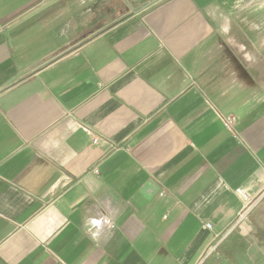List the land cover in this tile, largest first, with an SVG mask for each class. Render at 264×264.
<instances>
[{"label": "crops", "instance_id": "0c3cea01", "mask_svg": "<svg viewBox=\"0 0 264 264\" xmlns=\"http://www.w3.org/2000/svg\"><path fill=\"white\" fill-rule=\"evenodd\" d=\"M210 259L264 264V0H0V264Z\"/></svg>", "mask_w": 264, "mask_h": 264}, {"label": "trees", "instance_id": "16d2710c", "mask_svg": "<svg viewBox=\"0 0 264 264\" xmlns=\"http://www.w3.org/2000/svg\"><path fill=\"white\" fill-rule=\"evenodd\" d=\"M257 233H258V237H260L261 236L260 230H257ZM244 247H245L244 239L237 233H234L232 236L228 237L226 240H224L218 246H216L214 252L232 261L235 258L236 252L239 249H244Z\"/></svg>", "mask_w": 264, "mask_h": 264}, {"label": "built area", "instance_id": "2783aa9c", "mask_svg": "<svg viewBox=\"0 0 264 264\" xmlns=\"http://www.w3.org/2000/svg\"><path fill=\"white\" fill-rule=\"evenodd\" d=\"M221 120H222V123H223V126L224 128L230 132L231 134H233L234 136H237V133L236 131L234 130V124L236 122V116L235 115H222L221 116ZM93 142L94 143H97L98 142V139L97 138H94L93 139ZM238 193L239 194H243V191L242 190H238ZM246 216V211L243 210L240 215H239V218L243 219L244 217ZM106 223H108L111 227H114L112 221H110V219L108 218H105L104 220ZM207 228H211V224L210 223H207L206 224Z\"/></svg>", "mask_w": 264, "mask_h": 264}, {"label": "rangeland", "instance_id": "374dc122", "mask_svg": "<svg viewBox=\"0 0 264 264\" xmlns=\"http://www.w3.org/2000/svg\"><path fill=\"white\" fill-rule=\"evenodd\" d=\"M215 261H217V260L216 259H212V260L210 259V262H207V264H215Z\"/></svg>", "mask_w": 264, "mask_h": 264}]
</instances>
